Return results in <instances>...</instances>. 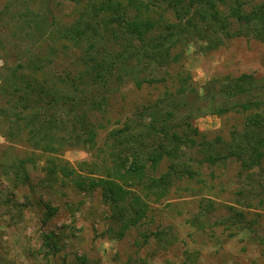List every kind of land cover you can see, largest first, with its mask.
I'll list each match as a JSON object with an SVG mask.
<instances>
[{"label": "rangeland", "instance_id": "374dc122", "mask_svg": "<svg viewBox=\"0 0 264 264\" xmlns=\"http://www.w3.org/2000/svg\"><path fill=\"white\" fill-rule=\"evenodd\" d=\"M92 1L98 0H0V76L38 56V82L70 72V77L82 75L83 84L90 77L77 71L89 42L66 40L68 28L61 25L72 23ZM246 1L250 11L264 3ZM224 41L210 48L204 39H188L156 74L137 66L136 80L115 81L104 94L94 91L100 110H91L89 117L99 133L96 145L62 152L77 171L72 179L45 182L47 156L33 150L26 137L9 139L8 118L0 115V264H264V41L254 35ZM239 79L247 90L233 96ZM3 90L0 105L7 97ZM71 93L80 96L77 90ZM70 104L56 107L68 110ZM151 122L157 127L152 131ZM133 123L140 128L131 132L144 136L128 146L133 151L139 145L142 159L157 158V147L178 152L148 169L151 178L170 177L165 195L144 189L148 181L126 185L135 195L148 193L149 206L147 217L122 228L121 235L112 202L76 181L109 175L110 132ZM129 151L121 157L131 156ZM33 153L37 167L26 166L36 192L15 186L13 175L20 160ZM28 196L30 206L16 205L27 203ZM44 234L57 243L55 253L45 252Z\"/></svg>", "mask_w": 264, "mask_h": 264}, {"label": "trees", "instance_id": "16d2710c", "mask_svg": "<svg viewBox=\"0 0 264 264\" xmlns=\"http://www.w3.org/2000/svg\"><path fill=\"white\" fill-rule=\"evenodd\" d=\"M246 4V0L90 2L72 23L61 25L68 28L66 30L68 35L64 33L62 36L66 40L89 42L87 59H83L82 67L75 71L77 73L82 71L85 73V78H90L85 79L82 84L80 82L82 75L78 78L70 77L72 75L69 72L66 76L53 75L49 82L40 83L36 75L42 69V58L38 56L31 62L27 61L10 69L11 75L0 76V81L3 83L0 89H4V93L7 94L4 104L0 105V113H2L0 115H4V121L8 118V132L5 135L9 139L26 137L27 143L33 150L47 156L42 167L46 174L45 182L60 177L72 179L77 171L62 157V152L68 146L85 143L84 148H87L96 145L99 133L93 118L89 117L96 108L100 110V105L96 104L94 91L99 90L104 94L108 92V87L117 81L122 83L129 78L136 80L137 74L134 73V69H137V66L150 70L149 76L156 74L165 61L169 63L173 58L176 59L178 52L173 53V50L179 49L183 44L186 45L188 39L199 41L204 39L210 48L222 45L224 39L229 40L234 35H254L255 38L264 41V3L255 5L251 11L246 9ZM132 8L135 10L131 11ZM154 13L161 19L157 20ZM169 14H172L173 20L168 18ZM234 25L235 29H232ZM45 31L50 32L49 28ZM181 48L185 47L181 46ZM71 68L72 65L65 67L64 73ZM28 71L30 75H27ZM154 77L150 78L151 82L155 81ZM241 81L243 80L239 79L238 83L232 86L233 96L237 91L246 92L247 89L242 87ZM99 83H101L100 88H98ZM82 85L86 86L83 90ZM102 86H105L104 89ZM76 90L80 96L75 98L71 92ZM89 100L93 101L92 105ZM69 101L71 104L68 110L56 107ZM250 102L252 101L243 108L249 109ZM29 110L32 113L26 114ZM150 126L151 131L157 128L155 122L149 123L148 128ZM130 128H140V126L138 123L127 124L123 129H113L110 132L109 140L113 142L110 149V163L113 165L108 166L109 175L101 176L100 179L92 178L89 183L76 181L84 191L98 189L102 191L106 202H112L113 217L121 224V235L127 228L138 225L147 217L149 206L144 201V197L149 196L148 193L135 195L126 187L138 180L141 184L148 181L144 189H153L151 194L161 192L165 195L171 183L170 177L165 175L151 178L148 169H154L164 158L173 157L178 152L172 148L157 147V158L142 159L143 156L136 151L139 145L132 151L128 143L130 141L137 143V139L144 135L142 131L132 133ZM194 130L195 133L199 132ZM125 149L130 150L128 153L132 155L121 157ZM33 155L34 153L21 159L13 175L15 186H28L36 192V185L31 183L26 166L27 163H31L37 167ZM26 199L27 203L21 205L16 203V205L30 206L29 196ZM44 238L45 252L55 253L58 245L53 237L44 234Z\"/></svg>", "mask_w": 264, "mask_h": 264}]
</instances>
